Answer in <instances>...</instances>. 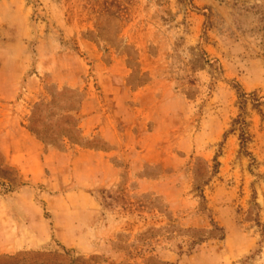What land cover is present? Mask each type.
I'll return each instance as SVG.
<instances>
[{
  "label": "rangeland",
  "instance_id": "obj_1",
  "mask_svg": "<svg viewBox=\"0 0 264 264\" xmlns=\"http://www.w3.org/2000/svg\"><path fill=\"white\" fill-rule=\"evenodd\" d=\"M1 70L0 264H264V0H0Z\"/></svg>",
  "mask_w": 264,
  "mask_h": 264
},
{
  "label": "crops",
  "instance_id": "obj_2",
  "mask_svg": "<svg viewBox=\"0 0 264 264\" xmlns=\"http://www.w3.org/2000/svg\"><path fill=\"white\" fill-rule=\"evenodd\" d=\"M17 88L15 90L0 81V149L8 159L13 158L14 166L21 165L15 161L16 157L41 153L39 144L26 134L27 128L23 126L26 117V101L20 98ZM96 118L97 115L87 118V124H94ZM100 122L98 121L97 125Z\"/></svg>",
  "mask_w": 264,
  "mask_h": 264
},
{
  "label": "trees",
  "instance_id": "obj_3",
  "mask_svg": "<svg viewBox=\"0 0 264 264\" xmlns=\"http://www.w3.org/2000/svg\"><path fill=\"white\" fill-rule=\"evenodd\" d=\"M239 124H240V126H243V125H245V121L242 119L239 121ZM241 139H242V146L244 147L245 143L248 140L247 134L245 132L241 133Z\"/></svg>",
  "mask_w": 264,
  "mask_h": 264
}]
</instances>
